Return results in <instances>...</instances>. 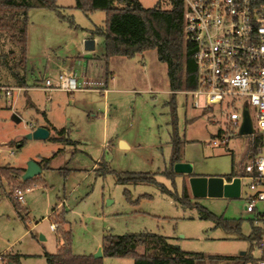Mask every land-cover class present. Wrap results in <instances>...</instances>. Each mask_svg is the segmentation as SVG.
<instances>
[{"label": "rangeland", "instance_id": "374dc122", "mask_svg": "<svg viewBox=\"0 0 264 264\" xmlns=\"http://www.w3.org/2000/svg\"><path fill=\"white\" fill-rule=\"evenodd\" d=\"M140 1L146 7H171L169 0ZM58 4L73 16L77 27L50 9H32L28 27L31 58L27 65L31 86L14 87L11 97H0V165L27 168L32 160L56 155L51 168L43 170L32 187L23 190L21 211L26 220L19 216L8 197V184L0 177V264L10 263L3 259L7 250L20 254L21 264H48L45 254L57 252L63 244L50 216L57 205L66 207V228L72 232L77 254L95 256L107 234L144 231L168 236L185 251L207 255L250 251L249 241L230 237L214 221L200 217L196 207L185 208L156 185L120 184L113 172L102 175L98 167L104 159L118 172L158 173L160 182L172 191H182L183 176L176 178L174 186L162 175L170 162L173 131L167 64L155 49L133 57L113 56L106 63L102 56L104 37L98 35L97 53L109 72L106 86L88 83L73 93L34 86L32 72L41 78L47 73L49 58H65L69 63L71 57L85 55L80 46L82 35L102 26L106 18L104 11L87 14L76 8L75 0H58ZM77 67L80 74L83 67ZM79 78L106 82V73L103 78ZM175 102L182 159L192 164V173L228 174L233 159L241 169L249 136L232 132L224 143L219 138V131L226 128L224 116L193 107L191 97L182 90L176 93ZM41 126L50 130L48 139L26 138ZM55 137L64 140L55 141ZM68 139L76 143H68ZM122 141L129 147L121 148ZM175 171L183 173L178 168ZM247 192L244 180L239 198L194 197L193 202L217 215L242 219L243 233L247 235L253 217L245 211ZM139 251L144 252V247ZM252 254L259 259L262 250L256 248ZM101 257L103 264H134L131 257Z\"/></svg>", "mask_w": 264, "mask_h": 264}, {"label": "trees", "instance_id": "16d2710c", "mask_svg": "<svg viewBox=\"0 0 264 264\" xmlns=\"http://www.w3.org/2000/svg\"><path fill=\"white\" fill-rule=\"evenodd\" d=\"M171 7H146L140 0H75V7L90 14L104 11L106 18L102 26H95L90 30L91 36L104 37L105 57L113 56L133 57L149 49H155L160 60L167 64V73L172 90L171 105L173 127L172 153L169 165L162 172L175 186L176 178L183 176L184 185L181 192L172 191L157 178L154 172H118L102 163V173L113 172L120 184L127 185H156L163 193L173 196L185 208L196 207L200 217L215 222L225 232L235 239L249 241L250 251L239 255H207L203 252L185 251L170 241L168 236L148 231L107 234L102 246L103 255L108 257H131L134 264H248L259 263L264 259V218L255 215L250 219L251 231L245 235L242 229V219L227 218L217 215L198 202H193V195L188 185L189 178L195 174L178 173L175 164L182 160V140L178 133V115L175 95L183 89L197 87V64L195 60V46L188 41L184 30V0H169ZM46 8L54 11L57 16L76 26L74 18L58 4V0H0V86L28 87V27L29 15L32 9ZM221 132V131H219ZM62 134V132L60 133ZM63 141V138H53ZM259 144L257 138L256 145ZM253 152L245 153V158L239 169L233 159L232 171L225 174L229 181L243 176L244 166L249 162ZM52 157H43L38 164L43 170L50 168ZM101 172V171H100ZM25 168L13 165H0V177L5 179L13 188L27 191L36 181V177L23 180ZM126 193L129 194L128 190ZM11 202L22 219L21 202L11 191L8 194ZM67 210L54 209L52 218L63 244L55 253H46L48 264H103L102 257L93 254H77L73 250V235L66 228ZM26 220V219H25ZM143 246L144 252L139 248ZM263 249L261 258L253 256L254 249ZM3 259L15 264L20 263V254L11 251L4 253Z\"/></svg>", "mask_w": 264, "mask_h": 264}, {"label": "built area", "instance_id": "2783aa9c", "mask_svg": "<svg viewBox=\"0 0 264 264\" xmlns=\"http://www.w3.org/2000/svg\"><path fill=\"white\" fill-rule=\"evenodd\" d=\"M184 4L185 36L196 49L197 87L182 92L191 97L193 107L224 116L226 128L219 132L224 143L229 133H240L244 113L249 112L253 131L244 135L250 139L247 152L254 148L255 152L238 177L248 189L245 211L264 218V0H184ZM88 83L106 86L104 81H86L73 70H63L45 78L42 87L73 93ZM13 90L0 86V97H11ZM14 196L24 202L23 190L16 189ZM52 227L56 229L55 224Z\"/></svg>", "mask_w": 264, "mask_h": 264}, {"label": "water", "instance_id": "95a60500", "mask_svg": "<svg viewBox=\"0 0 264 264\" xmlns=\"http://www.w3.org/2000/svg\"><path fill=\"white\" fill-rule=\"evenodd\" d=\"M96 41L93 38L87 39L84 42V47L87 51L95 49ZM253 131L252 122L249 112L244 113V121L240 129L241 134H249ZM50 137V130L46 127H37L32 132L27 134V139H48ZM180 163V162H179ZM175 164V168L180 169L183 173H192V165L190 163L181 162L180 165ZM42 173V167L37 161H30L23 175V180L31 179ZM189 185L193 197H226L239 198L242 193V181L240 177H235L232 182H229L224 176L212 175H193L189 178ZM103 256V249L100 248L95 257ZM9 264H15L10 262Z\"/></svg>", "mask_w": 264, "mask_h": 264}, {"label": "crops", "instance_id": "0c3cea01", "mask_svg": "<svg viewBox=\"0 0 264 264\" xmlns=\"http://www.w3.org/2000/svg\"><path fill=\"white\" fill-rule=\"evenodd\" d=\"M62 20V19H61ZM74 27H77V25L76 26H74ZM91 29H93V28H91ZM91 29H89V31L91 30ZM90 38H93V39H95V41H96V46H95V49L94 50H92V51H87L86 49H85V47H84V42H85V40H87V39H90ZM82 40H84V41H82ZM82 40H81V44H80V46H83L84 47V51L86 52V54L85 55H82V56H80V55H78L77 57H71V59H70V62L68 63L67 62V60L65 59V58H62L61 60L60 59H58V58H56V57H51V58H49L50 59V64H49V62H47V65H46V67H45V71H47V73H44V74H42V77L41 78H39V77H37L36 76V74L34 73V71L32 72V77H33V79L35 80V83L33 84L34 86H42V83H43V80L45 79V78H47V77H56L60 72H62L63 70H73V71H75L77 74H78V72H77V66L78 65H81L83 68H82V72L80 73V74H78V75H81L82 77L84 76V77H96L97 76V78H103V73H106V83H108V67H107V69L106 68H104L103 66H102V64H103V57H105V49H104V54H102V56H99V54L97 53V46H98V44H97V40H96V36L95 37H93V36H91V34L89 33L88 35H85V34H83L82 35ZM30 46H28V60H30V58H31V55H30ZM78 54H81V53H78ZM49 59H48V61H49ZM105 59H106V63H108V60H107V58L105 57ZM27 65H28V63H27ZM27 69H28V67H27ZM27 76H28V72H27ZM29 79V78H28ZM31 86V85H30ZM29 87V86H28ZM18 88H21V87H18ZM68 143H73V144H75L76 142L74 141V140H72V139H68ZM122 144V146H121V148H128L129 146L126 144V142H121ZM171 143H172V139H171ZM54 156H56L55 154L52 156V158L54 157ZM40 160V159H39ZM39 160H37V162L39 161ZM51 161H52V159H51ZM182 162L184 161L183 159L181 160ZM103 162H106L107 164L109 163V161H107V160H104V159H101L100 161H99V164L102 166V163ZM187 163V162H186ZM50 164H51V162H50ZM109 165V164H108ZM192 165V164H191ZM17 167H20V166H17ZM111 166L109 165V168H110ZM21 168H24V167H21ZM50 168H51V165H50ZM99 169L101 168V167H98ZM98 168H95V170H98ZM192 168H193V166H192ZM111 169V168H110ZM110 169H108V170H106V171H108L109 172V170ZM25 170H26V168H25ZM42 171H43V169H42ZM192 172H193V170H192ZM107 173V172H106ZM98 175H101V174H99V173H97ZM105 173H103L102 175H104ZM195 175H197V174H195ZM212 175H217V174H208V175H204V176H212ZM221 176H224V175H221ZM6 183L8 184V182L6 181ZM8 187H9V193L11 192V188H10V185L8 184ZM8 193V194H9ZM23 203V202H22ZM21 203V204H22ZM64 207V206H63ZM61 209V207L59 206V205H57V206H55L54 208H53V210H52V212H51V214H50V216H52V213H53V211H54V209ZM65 209H66V207H64ZM100 248H102V247H100ZM8 251V250H7ZM6 251V252H7ZM245 253V252H244ZM243 254V253H242ZM261 264V263H260Z\"/></svg>", "mask_w": 264, "mask_h": 264}]
</instances>
